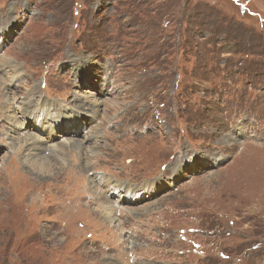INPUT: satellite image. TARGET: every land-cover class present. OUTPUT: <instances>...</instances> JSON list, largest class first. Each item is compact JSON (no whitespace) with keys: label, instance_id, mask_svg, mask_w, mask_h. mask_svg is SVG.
Segmentation results:
<instances>
[{"label":"rangeland","instance_id":"obj_1","mask_svg":"<svg viewBox=\"0 0 264 264\" xmlns=\"http://www.w3.org/2000/svg\"><path fill=\"white\" fill-rule=\"evenodd\" d=\"M0 264H264V0H0Z\"/></svg>","mask_w":264,"mask_h":264},{"label":"bare ground","instance_id":"obj_2","mask_svg":"<svg viewBox=\"0 0 264 264\" xmlns=\"http://www.w3.org/2000/svg\"><path fill=\"white\" fill-rule=\"evenodd\" d=\"M87 102V101H86ZM79 105H81V104H79ZM13 116V115H12ZM52 135H55L53 132H52ZM53 138H51V137H49V140H52ZM65 141L67 142V138H65L64 139V143H65ZM69 141V140H68ZM70 143V142H69ZM76 143V142H75ZM63 144V143H62ZM78 145V144H77ZM70 146V145H69ZM52 147H53V145H52ZM58 147V146H57ZM51 149V148H50ZM56 149V148H55ZM64 151V150H63ZM32 156V155H31ZM35 156L38 158V159H34L33 157H29L28 159L30 160V161H25L26 163H28L29 164V166H34L35 168H52V167H50V164L48 163L49 161H48V158H46L45 156H43V155H40L39 156V154H35ZM61 157V156H60ZM28 159H26V160H28ZM60 159V158H59ZM36 166H38V167H36ZM70 167V166H69ZM104 206V205H103ZM103 206H102V208H103ZM105 208V213H106V215H108V216H110L111 215V212H112V210L113 209H110V207H108V206H105L104 207ZM115 211V210H114Z\"/></svg>","mask_w":264,"mask_h":264}]
</instances>
